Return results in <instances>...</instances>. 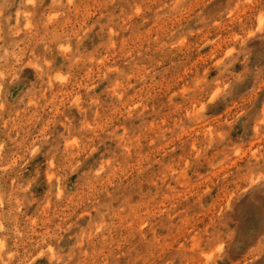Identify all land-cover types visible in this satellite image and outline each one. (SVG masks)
<instances>
[{"label":"clouds","instance_id":"9594fccd","mask_svg":"<svg viewBox=\"0 0 264 264\" xmlns=\"http://www.w3.org/2000/svg\"><path fill=\"white\" fill-rule=\"evenodd\" d=\"M0 264H264V0H0Z\"/></svg>","mask_w":264,"mask_h":264}]
</instances>
